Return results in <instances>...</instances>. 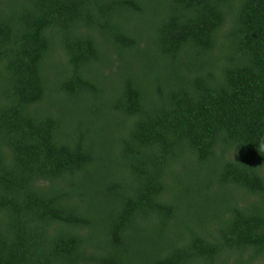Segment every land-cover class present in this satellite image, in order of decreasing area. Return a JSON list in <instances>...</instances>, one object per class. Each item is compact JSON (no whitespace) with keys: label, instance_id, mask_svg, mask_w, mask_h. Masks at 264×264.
I'll list each match as a JSON object with an SVG mask.
<instances>
[{"label":"trees","instance_id":"1","mask_svg":"<svg viewBox=\"0 0 264 264\" xmlns=\"http://www.w3.org/2000/svg\"><path fill=\"white\" fill-rule=\"evenodd\" d=\"M0 264H264V0H0Z\"/></svg>","mask_w":264,"mask_h":264}]
</instances>
